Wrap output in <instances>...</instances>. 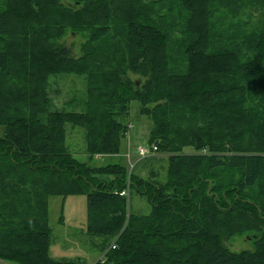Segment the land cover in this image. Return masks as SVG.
<instances>
[{
	"label": "trees",
	"instance_id": "trees-1",
	"mask_svg": "<svg viewBox=\"0 0 264 264\" xmlns=\"http://www.w3.org/2000/svg\"><path fill=\"white\" fill-rule=\"evenodd\" d=\"M11 1V6L0 3V36L13 38L18 18L24 26L14 32L19 40L10 42L14 55L10 47L0 50V260L90 264L50 254L49 199L85 195L87 233L104 256L94 264H264V197L255 193L257 185L264 186V32L249 60L214 50L203 19L208 0H180L195 38L185 47L187 71L176 73L154 0H85L82 9L80 3L30 0L18 10L19 0ZM61 26L84 34L81 57L49 43V28ZM56 74L86 78L85 112L55 107L48 86ZM133 101L153 119L149 143L159 153L176 149L172 116L179 112L170 109L202 115L209 127L192 131L191 145L208 151L218 141L223 147L225 140L239 144V151L211 156L209 162L237 168L240 179L224 186L192 173L180 181L170 175L166 182L146 183L151 189L144 192L135 168L130 173L123 163L96 164L98 157L121 154ZM68 125L84 129L89 162L70 153ZM186 164L179 163L176 172L194 170ZM133 190L150 203L148 215L131 211ZM232 214H246L245 226L232 222ZM240 233L253 239V250L234 253L222 244Z\"/></svg>",
	"mask_w": 264,
	"mask_h": 264
},
{
	"label": "rangeland",
	"instance_id": "rangeland-1",
	"mask_svg": "<svg viewBox=\"0 0 264 264\" xmlns=\"http://www.w3.org/2000/svg\"><path fill=\"white\" fill-rule=\"evenodd\" d=\"M11 1V0H10ZM2 5H13L12 1L8 4L7 0H0ZM30 0H19L15 5L16 10L22 9ZM65 6L74 3H80L81 9L85 7V0H61ZM151 5L155 11V17L158 23H161L170 37L169 59L172 65V71L176 73H185L188 69V61L185 55V47L195 38L188 30L189 14L182 9L180 0H154ZM209 14H203L205 29L211 38V46L214 50H231L239 54L244 60H249L253 56V48L257 38L264 32V0H208ZM209 16V19H207ZM16 25L12 26L11 36H0V50L11 49L10 42L18 41L19 37L14 32H20L24 26L22 18H18ZM41 21L48 18L40 17ZM37 21H34L36 25ZM43 28V27H42ZM49 35L53 42L49 43L57 47H67L72 56L79 58L82 55V48L86 38L83 33L76 32L74 28H49ZM54 43V44H53ZM57 46V47H56ZM13 49H11L14 55ZM31 50V46H30ZM14 56L11 58L9 67H14ZM113 61L110 65L117 66ZM10 78V77H9ZM139 78V77H138ZM136 79V78H135ZM12 80H4L5 82ZM86 78L77 74H56L49 78L48 90L52 103L61 112L83 113L85 112L84 100L86 99ZM188 95V93L186 94ZM186 95H184L186 97ZM192 95V94H190ZM171 112H179L172 116L174 128L177 134L174 136L173 146L176 148L172 152L159 153L156 151L152 157L140 160L139 150L141 147L150 148L149 134L155 126L153 119L144 116L140 112V103L133 101L131 103L130 115L127 119L134 128L127 134L126 141L123 142L121 155L113 158H100L96 164L123 163L131 166L136 163L135 172L140 174L138 187L141 191H148L151 185L146 183H155L157 181L166 182L170 175L175 180L180 181L184 174H190V177L202 176L207 179H218L227 186L229 180L240 179V171L229 165H211L209 162L211 156L221 159L223 153H229L231 150L239 151L240 145L231 140L218 141L210 145L208 151H200L191 145V132L197 131L198 127L206 129L209 125L205 124L202 115L186 116L181 110L170 109ZM2 131V130H1ZM229 144V145H227ZM67 145L70 153L82 162H89L88 153L85 146V131L80 127L67 126ZM247 151H256L257 149H247ZM264 156V153L262 154ZM92 162V161H91ZM179 163H187L188 166H194V170L186 171V168L176 172ZM92 164L96 165L94 162ZM203 165V167H202ZM255 193L262 194L264 197V186L257 185ZM252 195L254 193L251 190ZM130 209L139 215H148L151 211L150 203L133 190L130 196ZM240 213L237 211L234 215ZM230 215V220L244 227L247 219L246 214L234 216ZM49 222L53 230V243L51 244V256L56 260H72L76 258L86 259L91 263V258L95 261L100 253L92 250V244L95 237L87 235L83 228L87 225V197L85 195H70L66 199L63 197H51L49 200ZM222 229L225 226H221ZM237 227L231 228L232 230ZM222 244L231 252L242 253L253 250V239L248 235L240 233L230 238H223ZM94 261V262H95ZM0 264H19L11 261H2Z\"/></svg>",
	"mask_w": 264,
	"mask_h": 264
},
{
	"label": "built area",
	"instance_id": "built-area-1",
	"mask_svg": "<svg viewBox=\"0 0 264 264\" xmlns=\"http://www.w3.org/2000/svg\"><path fill=\"white\" fill-rule=\"evenodd\" d=\"M157 151V147L156 146H153L152 148H144V147H141L140 148V155L142 156H149L150 154H153ZM127 192L125 191H122L121 194L124 195L126 194Z\"/></svg>",
	"mask_w": 264,
	"mask_h": 264
},
{
	"label": "crops",
	"instance_id": "crops-1",
	"mask_svg": "<svg viewBox=\"0 0 264 264\" xmlns=\"http://www.w3.org/2000/svg\"><path fill=\"white\" fill-rule=\"evenodd\" d=\"M123 146V145H122ZM121 155V154H120ZM107 158V157H106ZM101 159L102 160H104L102 157H101ZM54 197H58V196H54ZM59 197H61V196H59ZM69 197V196H68ZM64 198V197H63ZM67 197H65L64 199H66ZM50 200V199H49ZM87 224H88V201H87ZM83 230H84V232L88 235V233H87V225H86V228H83ZM53 231V230H52ZM54 242V241H53ZM52 242V243H53ZM50 249H51V246H50ZM91 249L93 250L94 248L93 247H91ZM95 250V249H94ZM99 253V252H98ZM50 254H51V252H50ZM103 257V255L100 253V256H99V258L96 260V261H98V260H101V258ZM95 259L94 258H91V263L90 264H94L95 262Z\"/></svg>",
	"mask_w": 264,
	"mask_h": 264
}]
</instances>
